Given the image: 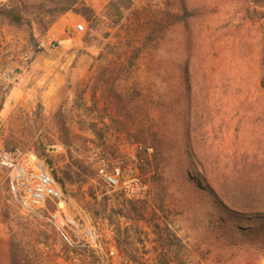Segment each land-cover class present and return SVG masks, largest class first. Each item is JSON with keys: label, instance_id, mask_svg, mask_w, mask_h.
<instances>
[{"label": "rangeland", "instance_id": "374dc122", "mask_svg": "<svg viewBox=\"0 0 264 264\" xmlns=\"http://www.w3.org/2000/svg\"><path fill=\"white\" fill-rule=\"evenodd\" d=\"M13 1L34 23L0 18V71L22 77L6 94L0 82V146L44 150L66 198L46 210L90 229L98 247L84 238L68 247L18 206L0 170V264H264V222L239 214V205L264 208V90L252 78L264 59L260 10L240 0ZM183 6L201 10L190 33L178 21ZM187 40L203 97L229 80L228 94L246 88L253 102L223 98L228 112L217 118L200 102L202 115L184 114L177 66ZM144 138L146 152L136 145ZM239 227L259 230L240 236Z\"/></svg>", "mask_w": 264, "mask_h": 264}, {"label": "built area", "instance_id": "2783aa9c", "mask_svg": "<svg viewBox=\"0 0 264 264\" xmlns=\"http://www.w3.org/2000/svg\"><path fill=\"white\" fill-rule=\"evenodd\" d=\"M74 31L81 33L83 27L78 25ZM39 48L54 51L57 45L53 41L48 43L41 41ZM29 59L26 54L23 56L24 61ZM21 80V74L14 70L0 71L2 94H6ZM0 170L6 172L9 192L18 206L52 226L68 247H79L80 238H84L89 247L93 249L98 247L95 235L90 229L81 230L76 222L61 215L59 209L46 210L48 204L62 208L66 198L45 161L35 152L21 148L4 149L0 146ZM97 177L110 188L118 187V180L104 168L97 170ZM109 254L114 255L113 248H110Z\"/></svg>", "mask_w": 264, "mask_h": 264}, {"label": "trees", "instance_id": "16d2710c", "mask_svg": "<svg viewBox=\"0 0 264 264\" xmlns=\"http://www.w3.org/2000/svg\"><path fill=\"white\" fill-rule=\"evenodd\" d=\"M190 2V0H188ZM238 1L239 0H234ZM243 3L249 5L250 7H253L254 12L260 10L259 13L262 19H264V0H240ZM190 5V4H189ZM186 6H183L184 13L178 17L179 23H182L184 25V29L187 33H190V20L195 19V17L200 13V8L197 10V15L189 14L190 11L188 7L184 8ZM197 8L192 9V12H195ZM64 10L58 11L56 14L63 13ZM196 14V13H195ZM0 18L3 19L7 24L15 27H31L34 23V20H32L26 13V11L14 3L13 0H11L8 4H3L0 2ZM249 21L248 18H246V21ZM227 25H222L218 29L228 31L226 28ZM191 42L190 40H187V54L185 55V60L179 66H177V77L179 84L181 85V89L179 90V94L184 99V101L181 103V110H183L184 114H187L188 116L194 114L197 117L199 115H202V111L205 109L206 111H203L205 115H208L210 117H220L223 116L228 110L226 109V105L223 103V98L228 97H239V106L243 104V102L252 101V95L251 90L246 88H239V90H233L228 94L226 83L229 82V80H219L217 81L216 85H213V87L208 88L206 90V96L203 97V91L200 90L197 91L195 85H196V65L191 61ZM220 46V45H219ZM211 59H212V65L213 67H219L216 66V63L214 61L220 59L222 56L221 54V48L216 50L212 48L211 51ZM221 75L218 74L215 78L214 82L217 78H219ZM254 77V89H261L264 90V59L261 63V67L259 69L258 77L256 75H252V78ZM256 78V79H255ZM254 90V92H255ZM200 103H205L203 106L204 109H202L199 105ZM253 102V101H252ZM246 107V106H244ZM241 109V108H239ZM2 110V105L0 104V111ZM201 111V112H200ZM242 113V112H239ZM242 115V114H240ZM188 128H186V134L188 137H190L191 130H190V122L187 123ZM195 134V143H200L202 138L198 137V130H193ZM152 139L153 136H150ZM197 137V138H196ZM148 139L144 138L142 142H136V145H138V149L146 152V150L149 148L146 144H148ZM38 156L45 161V163L51 167V162L46 158V154L44 153V150H40L38 152ZM194 158H198V155L196 153L193 154ZM142 161V159H141ZM54 175V174H53ZM55 180L60 184L61 182L55 177ZM208 193L212 198H214L219 205L222 207L224 206L223 202L216 196L214 190L211 187H208ZM51 205V204H48ZM260 206L248 208V206H240L239 205V214L241 212L245 214L241 215H255L258 220L264 222V208H262L261 204H258ZM225 207V206H224ZM48 225V224H47ZM54 232V228L50 225H48ZM259 229L255 228H243L239 227V234L240 236H246L248 234L257 235V231ZM56 233V232H55ZM57 234V233H56ZM126 234V233H124ZM119 240V238H117Z\"/></svg>", "mask_w": 264, "mask_h": 264}]
</instances>
